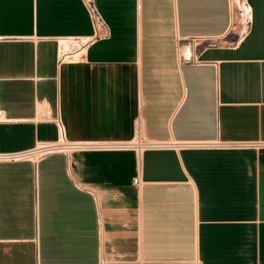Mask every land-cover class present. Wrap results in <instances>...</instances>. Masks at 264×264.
Listing matches in <instances>:
<instances>
[{
    "label": "crops",
    "instance_id": "1",
    "mask_svg": "<svg viewBox=\"0 0 264 264\" xmlns=\"http://www.w3.org/2000/svg\"><path fill=\"white\" fill-rule=\"evenodd\" d=\"M246 3L242 33L229 0H94L108 36L57 63L56 38L92 31L80 0H0V152L59 127L153 144L0 161V264H264V147L184 145L264 141Z\"/></svg>",
    "mask_w": 264,
    "mask_h": 264
},
{
    "label": "built area",
    "instance_id": "2",
    "mask_svg": "<svg viewBox=\"0 0 264 264\" xmlns=\"http://www.w3.org/2000/svg\"><path fill=\"white\" fill-rule=\"evenodd\" d=\"M82 6L86 10L91 23V33L89 35H73L63 36L56 38V61L62 62H75L82 59L85 49L88 45L95 42L97 39L107 37L108 27L102 20L99 12L97 11L94 0H80ZM230 7L232 9L233 18L234 14L241 19L242 26L249 22V8L248 10H242V6L247 5L246 0H229ZM248 6V5H247ZM204 39L201 36H194L191 38L192 42H198ZM3 118V113L0 111V120ZM58 125V123H57ZM152 143L145 141L143 138L138 137L129 141H69L66 140L59 127V135L56 140L51 142L37 143L33 147L11 151L0 152V161H19L30 160L36 161L48 154L60 153L67 155L74 151H88V150H123L133 149L139 152L145 147H152ZM185 146L192 147H209V146H221V147H264V141L255 142H222V143H209L202 141L186 142ZM134 183L140 182L139 176L134 178Z\"/></svg>",
    "mask_w": 264,
    "mask_h": 264
},
{
    "label": "rangeland",
    "instance_id": "3",
    "mask_svg": "<svg viewBox=\"0 0 264 264\" xmlns=\"http://www.w3.org/2000/svg\"><path fill=\"white\" fill-rule=\"evenodd\" d=\"M240 22H241V19L239 18V16L237 17V15L234 14L233 25L235 26L237 31H241L242 23Z\"/></svg>",
    "mask_w": 264,
    "mask_h": 264
},
{
    "label": "bare ground",
    "instance_id": "4",
    "mask_svg": "<svg viewBox=\"0 0 264 264\" xmlns=\"http://www.w3.org/2000/svg\"><path fill=\"white\" fill-rule=\"evenodd\" d=\"M242 10H248V6L247 5H244V6H242ZM239 22V21H238ZM243 28V30H241V32L243 33L244 32V30H245V25H243L242 26Z\"/></svg>",
    "mask_w": 264,
    "mask_h": 264
}]
</instances>
